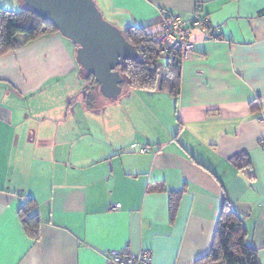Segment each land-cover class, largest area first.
Returning <instances> with one entry per match:
<instances>
[{
	"label": "crops",
	"instance_id": "0c3cea01",
	"mask_svg": "<svg viewBox=\"0 0 264 264\" xmlns=\"http://www.w3.org/2000/svg\"><path fill=\"white\" fill-rule=\"evenodd\" d=\"M11 1L24 6L0 7ZM97 2L120 29L165 13L191 26L199 7L221 40L195 29L177 101L164 88H130L122 102L96 96L87 107L75 50L59 33L0 55V264H106L125 247L151 250L152 264H194L223 199L264 264V0ZM28 198L38 240L17 214Z\"/></svg>",
	"mask_w": 264,
	"mask_h": 264
},
{
	"label": "trees",
	"instance_id": "16d2710c",
	"mask_svg": "<svg viewBox=\"0 0 264 264\" xmlns=\"http://www.w3.org/2000/svg\"><path fill=\"white\" fill-rule=\"evenodd\" d=\"M196 16L204 22L206 33L215 35L214 32L209 31L207 19L200 14L199 7H197ZM162 21L147 27L131 25L121 29L125 39L137 51V57L124 60L116 69L119 71L126 89L155 90L164 88L174 101H177L181 87L183 60L180 49H168L165 54L159 52L157 37L162 31ZM191 29V39L194 41L195 28ZM51 33H59L57 27L50 20L37 15L32 9L23 6L17 12H10L0 7V55L17 49L21 44L37 40ZM200 33L203 38L201 31ZM20 36H23V39H20ZM215 36L221 40L219 36ZM161 55H164V62L160 59ZM78 68L86 81L83 86V102L87 107L94 106L96 96L102 97L99 85L93 76L83 70L79 64ZM258 105L259 103L254 108L257 109ZM147 148L149 151V147ZM242 155L246 156L240 154V156ZM236 157L239 156H234V159ZM241 160L236 158L238 168L249 165L248 161L244 165H240ZM178 201V194H171L169 198L171 220L176 214ZM35 208L34 199L28 198L17 212L25 235L32 240H38L40 236V219L34 213ZM246 235L240 215L228 201L223 199L211 247L208 253L199 257L194 264H260L257 252L246 242Z\"/></svg>",
	"mask_w": 264,
	"mask_h": 264
},
{
	"label": "water",
	"instance_id": "95a60500",
	"mask_svg": "<svg viewBox=\"0 0 264 264\" xmlns=\"http://www.w3.org/2000/svg\"><path fill=\"white\" fill-rule=\"evenodd\" d=\"M25 7L50 20L75 46V59L99 85L100 94L117 99L122 77L117 66L136 59L137 51L122 30L106 20L94 0H22Z\"/></svg>",
	"mask_w": 264,
	"mask_h": 264
},
{
	"label": "built area",
	"instance_id": "2783aa9c",
	"mask_svg": "<svg viewBox=\"0 0 264 264\" xmlns=\"http://www.w3.org/2000/svg\"><path fill=\"white\" fill-rule=\"evenodd\" d=\"M162 31L157 37L159 52L165 54L168 49H180L182 60L195 49V41L191 39L192 29H199L205 40H219L212 34H207L204 22L196 16L191 26H186L184 21L177 15L166 14L162 23ZM141 153L148 152L147 147L140 149ZM119 204H115V208ZM152 251L140 250L131 252L125 247L122 251L110 250L105 254L106 264H152Z\"/></svg>",
	"mask_w": 264,
	"mask_h": 264
},
{
	"label": "rangeland",
	"instance_id": "374dc122",
	"mask_svg": "<svg viewBox=\"0 0 264 264\" xmlns=\"http://www.w3.org/2000/svg\"><path fill=\"white\" fill-rule=\"evenodd\" d=\"M95 1V0H94ZM96 2V4H97V6L99 7V3L97 2V0L95 1ZM14 4H15V2H14ZM1 8H3V9H5V10H8V11H10V12H17V11H19L20 9H22L23 7H20L19 5H18V7H16L15 5H13L12 4V1L9 3L8 2V5H6L5 7H3V6H1ZM102 12V11H101ZM104 14V16H105V18H106V20H108L110 23H112V24H114L110 19H109V17L105 14V13H103ZM115 25V24H114ZM116 26V25H115ZM119 28V27H118ZM67 41H69V40H67ZM69 43H70V41H69ZM71 44V43H70ZM72 45V48L75 50V47H74V45L73 44H71ZM73 56H75V53L73 52ZM164 55H161L160 56V59H161V61L162 62H164L165 61V58L163 57ZM75 59V58H74ZM75 61H76V59H75ZM78 67V66H77ZM78 71H79V68H78ZM123 86V87H122ZM121 87H122V93H120V97H119V99L117 100V99H115V100H108V101H111L110 103H118L119 101L120 102H122V97H123V95H124V91H125V89H126V87H125V84H124V82H122L121 83ZM146 99V98H145ZM151 123H154V121L152 120V122Z\"/></svg>",
	"mask_w": 264,
	"mask_h": 264
}]
</instances>
